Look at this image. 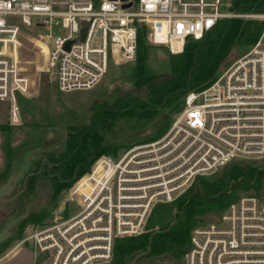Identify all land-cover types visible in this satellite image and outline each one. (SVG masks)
I'll use <instances>...</instances> for the list:
<instances>
[{
	"label": "built area",
	"instance_id": "1",
	"mask_svg": "<svg viewBox=\"0 0 264 264\" xmlns=\"http://www.w3.org/2000/svg\"><path fill=\"white\" fill-rule=\"evenodd\" d=\"M224 0H0V101L18 122L21 26H60L48 66L61 92L91 90L112 62L135 63L138 32L171 54L183 52L229 18ZM131 4L130 7H125ZM86 30L84 39L82 31ZM52 33V34H51ZM71 42L69 49L67 44ZM264 158V29L254 47L206 89L191 92L168 132L118 157H100L65 191L63 215L25 238L48 264H108L115 241L145 232L159 204L174 202L195 180L235 160ZM186 264H264V196L232 202L214 221L195 228ZM48 255V256H47Z\"/></svg>",
	"mask_w": 264,
	"mask_h": 264
},
{
	"label": "trees",
	"instance_id": "2",
	"mask_svg": "<svg viewBox=\"0 0 264 264\" xmlns=\"http://www.w3.org/2000/svg\"><path fill=\"white\" fill-rule=\"evenodd\" d=\"M230 11L238 15L263 14L264 0H231ZM263 29L264 22L254 18L221 20L203 38L189 39L182 53H169L172 78L155 83L161 76L146 71L149 47L145 44L146 28L141 27L138 57L128 87H117L111 99L96 102L82 123L68 129L64 149L48 156L54 164L53 176L45 174L51 187L50 205L89 172L100 157H118L135 144L158 140L170 127L172 116L182 110L185 97L209 87L236 52L259 40ZM6 154L7 165L0 174V185L10 178L18 158L17 151L9 146ZM221 169L223 175L218 185L199 177L196 188L154 209L149 230L136 237L117 239L113 264H131L139 255L136 264L147 259H153L154 264L169 258L179 260L189 252L191 232L208 213L207 206L225 201L231 188L243 189L251 196H264L260 186L263 171L245 165L242 160ZM33 185L26 189V194L33 192ZM225 204L228 207L231 203ZM24 206L19 211L23 212ZM45 213L31 214L23 220L18 238L23 236L30 220Z\"/></svg>",
	"mask_w": 264,
	"mask_h": 264
},
{
	"label": "rangeland",
	"instance_id": "3",
	"mask_svg": "<svg viewBox=\"0 0 264 264\" xmlns=\"http://www.w3.org/2000/svg\"><path fill=\"white\" fill-rule=\"evenodd\" d=\"M230 4L231 0H224L221 10L228 11ZM258 15L261 14H257V16ZM37 22L38 18H34L32 21V28L21 26L17 36L20 44V72L23 77L29 79L30 83L28 93H17L18 122L14 123L11 120L10 102L8 100L0 101V174L6 169V148L8 146L18 153V158L15 163H19L20 167L15 174H22L25 171L28 172L33 170L38 162L39 154L43 151L59 152L63 150L68 129L82 123L83 119H85L96 102L111 99L114 96L115 88L125 89L128 87L130 76L135 67V63L120 64L118 62H112L110 70L102 81L93 89L69 93L61 92L57 87L54 71L48 66V59L54 38L56 36H65L67 31L63 30L60 26H53L52 32H54V34L51 33L53 37L48 39L47 35L49 32L45 28L37 27ZM145 44L149 47L148 60L146 62L147 73L161 77L170 75L171 65L168 49L161 45L151 43L148 39V31L145 32ZM254 45L242 47L240 51L236 52V55L231 58L221 73L238 59L246 55ZM180 112L172 116L171 125ZM168 130L163 135H165ZM143 144L147 143L135 144L132 147ZM127 150H123L119 156ZM240 160H242L245 165L263 171L264 174V158ZM222 175L223 169H219L202 178L208 183L218 185ZM197 179L190 189L196 188L197 185H199ZM8 180L9 178L2 183L0 187L6 184ZM260 186L263 188L262 192H264V176L260 181ZM190 189L188 191H190ZM32 195L35 198V203L31 208H28L30 213L29 216L31 214H40L43 211L46 213L43 217L34 218L26 224L24 230L25 235L29 234L31 230L41 229L52 224L63 215L65 192L59 196L54 205H50L51 187L49 183L39 180L34 186ZM228 195L229 197H227L225 201L207 206L209 210L208 213L202 218L203 220L196 224L195 228L210 223L218 218L227 207L225 204L226 201L227 203H232L241 197L251 196L248 192L240 188H231L228 191ZM152 215L153 213L148 220L145 231L149 230L152 226ZM24 246L30 247V244L25 243ZM25 247L10 254L12 251L11 246L4 254L0 255L1 258L4 255H8V253L10 254L1 261L0 264H30V256L32 253ZM186 256L187 255L181 257L179 260L169 258L159 264H186ZM37 258L38 260H43L45 254L37 252ZM113 260L114 257L108 264H113ZM154 263L155 261L153 259H147L140 264ZM35 264L40 263L37 262Z\"/></svg>",
	"mask_w": 264,
	"mask_h": 264
},
{
	"label": "flooded vegetation",
	"instance_id": "4",
	"mask_svg": "<svg viewBox=\"0 0 264 264\" xmlns=\"http://www.w3.org/2000/svg\"><path fill=\"white\" fill-rule=\"evenodd\" d=\"M53 153H56V152L43 151L42 153H40L38 156V162L36 164V167L31 171L23 172L19 176V178L17 179V181L15 183V188L13 189V192L11 194H9L8 196L3 198L4 200H7L8 202L0 204V231L6 226V224L10 220L22 216L23 214H25V212L27 211L28 208H31L34 205L35 198L33 197L32 192L29 194H26L25 193L26 189H28V188H29V190L32 189V184H34L33 186H35V184H37V182L39 180H43V181L49 183V181L47 180V177H45V174L49 175L50 177L53 176L52 168L54 167V164H52L50 162V159L48 157L50 154H53ZM19 167H20L19 163H16L14 165V170L12 171L11 176H13L15 174V172L19 170ZM15 175H18V174L16 173ZM21 197H22V199H21ZM23 205H25L24 211L23 212L19 211L20 207H22ZM21 222L18 223V225H17L15 231L13 232L12 236L0 244V255L4 254L6 252V250H8L11 246H12V249H11L12 251L10 254L15 252L18 248H21L22 246L24 248L25 243H29L30 247H25V248L32 253L30 256V258H31L30 264H35L37 262L40 264L47 263L45 261V259L38 260L37 252L38 253H40V252L36 251L34 249V247L31 246L32 244L30 242L24 241V238L28 234L25 235L23 233V236L21 238H18V231L21 227ZM10 254L8 253V255L2 256L0 258V262L3 261L5 258H7ZM133 261H132V263H133ZM134 264H136V262Z\"/></svg>",
	"mask_w": 264,
	"mask_h": 264
},
{
	"label": "water",
	"instance_id": "5",
	"mask_svg": "<svg viewBox=\"0 0 264 264\" xmlns=\"http://www.w3.org/2000/svg\"><path fill=\"white\" fill-rule=\"evenodd\" d=\"M130 6H131V4L126 5L125 7H130ZM85 34H86V30H83L82 35H81L82 39H84ZM70 44H71V42H69L67 44V49H69ZM170 78H172V75L162 76V77L156 79L155 83H160V82L166 81ZM20 175L21 174H18V175L14 174L13 176H11L9 178V180L6 184H4L3 186L0 187V204L8 202L7 200H4L3 198L8 196L9 194H11L13 192V189L15 188V183H16V181ZM28 215H29V210L27 209L25 214H23L20 217H17L15 219L10 220L6 224V226L0 231V244L12 236V234L15 231L18 223L21 222L22 220L26 219L28 217ZM140 256L141 255H139L137 258H135L132 264H134Z\"/></svg>",
	"mask_w": 264,
	"mask_h": 264
},
{
	"label": "crops",
	"instance_id": "6",
	"mask_svg": "<svg viewBox=\"0 0 264 264\" xmlns=\"http://www.w3.org/2000/svg\"><path fill=\"white\" fill-rule=\"evenodd\" d=\"M21 248H23V247H21ZM21 248H18V249H21ZM18 249H17V250H18ZM17 250H16V251H17Z\"/></svg>",
	"mask_w": 264,
	"mask_h": 264
}]
</instances>
